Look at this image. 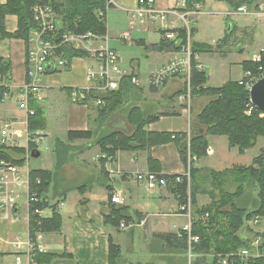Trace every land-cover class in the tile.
<instances>
[{
	"label": "crops",
	"instance_id": "1",
	"mask_svg": "<svg viewBox=\"0 0 264 264\" xmlns=\"http://www.w3.org/2000/svg\"><path fill=\"white\" fill-rule=\"evenodd\" d=\"M5 1L1 0V3ZM108 1L110 6L105 12L106 34L102 36L106 39L107 45L119 56L124 77L130 78L133 75L139 81L135 85L126 82L124 87L120 86L114 90H120L123 93L120 97L121 103L103 121L94 122L97 114L96 105L93 102L89 105L74 102L72 99L74 90L92 85L87 80V72L90 68L97 69V62L89 56L73 57L64 68L49 62L41 75V90L30 93L42 107L44 128L38 129L39 139L29 140L28 97L24 99L23 95V85L27 79L26 43L21 38L0 39V62H2V66L0 65V94H2L0 128L5 123L10 125L6 146L21 147L26 151L29 143L36 148L40 144L47 148L48 143H53L54 138L65 140L67 132L71 130L91 129L94 134L90 140L78 139L72 143L75 146L74 149L82 144H85L86 148L78 155H72L71 161L63 165L50 185L52 200L62 199L57 205L61 215V228L58 232L41 233L40 244L45 248V252L61 253L65 250L70 254L69 257L61 259L65 260V264H107L108 262L109 232L103 222L102 205L106 206L109 192L100 185L101 182H106V179L99 173L101 152L94 140L111 131L129 133L132 127L127 120V111L133 105L139 106L149 115L162 114L148 123L145 130L189 135L191 117L199 113L211 100L210 97L198 95L188 98L186 94L173 99L170 97L175 91L186 86L188 82L186 72L172 75L159 88L150 84V76L155 69L176 58L186 56L182 51H160L151 47L158 44L164 37L162 31L193 23L190 41L211 46L210 51L194 55L198 70L208 75L205 86L216 87L229 80L238 81L245 70L244 62H253L254 57L264 50V43H262L256 51L252 53L249 51L257 43L255 36L257 30H264V11L259 8L260 0L256 1V8L254 6L246 8L245 12L231 10L224 2L218 0H202L201 3H194L189 11L181 10L185 6L184 0H154L155 9L168 11L166 19L160 21L145 18L143 21L137 20L134 26L129 25V18L138 7V0ZM4 23L6 31L14 32L17 29L16 15H6ZM249 27L254 30L250 40H243L241 35L231 36L236 31L247 32ZM125 31L128 33L127 36L122 35ZM117 120H122L127 130L116 126ZM260 140L263 141L262 144H259ZM208 141L207 155L193 162L196 168L222 171L237 166H248L260 150L264 149V136L258 137L257 152L251 157L246 152L248 149L239 153L236 147H229L228 138L225 135H209ZM36 151L39 155L34 157L30 152L28 159L39 157L40 152ZM73 154H75L74 150ZM148 156L157 161L160 166L159 173L162 175L183 174L187 169L176 145L172 142L154 145L148 150H118L104 163L111 185L110 194H119L121 202L116 204L125 205L143 215L141 222H134L133 226H144L151 235L177 233L191 224L192 216L191 213L180 210L177 198L168 187L148 189L143 183L127 177L133 172L149 170ZM52 157H54L53 147ZM28 159H26V165L24 163L20 167L21 172L27 175L31 169L27 166ZM51 165H53L52 162L46 168H39L51 170ZM110 170L113 171L112 174ZM83 182H89L92 187L82 195L72 187ZM231 185L233 184L229 181L225 188L233 190ZM206 188L209 189L210 185ZM22 196L25 199L24 193ZM82 197L87 199L84 205L86 219H82L79 213V200ZM196 200L200 207L208 204L211 198L205 192L199 193ZM19 201L15 206L16 211L14 210L17 217ZM51 213L50 208H45L41 210L40 215L49 217ZM177 217L181 218L179 224ZM24 221L26 222H22L21 217L9 221L0 219V255L9 252L11 244L6 242L7 237H5L9 232H15L16 237L23 232H27L28 235V203L27 217ZM170 224L175 229H171ZM248 227L264 234V226L260 225L256 228L248 222ZM47 235L55 236V238L58 236L60 242L55 244L51 241L55 242L56 239L45 240ZM240 235L247 238L251 236V233L243 229ZM13 251H16L15 247ZM2 258H0V264H6ZM58 261L52 264H60Z\"/></svg>",
	"mask_w": 264,
	"mask_h": 264
},
{
	"label": "trees",
	"instance_id": "2",
	"mask_svg": "<svg viewBox=\"0 0 264 264\" xmlns=\"http://www.w3.org/2000/svg\"><path fill=\"white\" fill-rule=\"evenodd\" d=\"M218 1L224 2L229 9L234 11L240 6L257 7L255 5L257 0ZM184 2L185 6L181 10L189 11L193 8L194 3H201L202 0H184ZM38 3L51 6L56 14L55 29L44 36L56 44L60 43V37L65 31L75 34L91 32L100 36L106 34L105 12L110 6L108 0H6L4 3H0V39L21 38L27 47L29 31L36 27L32 7ZM99 11H102L103 15H99ZM8 14H14L17 17V29L14 32H8L5 29V17ZM193 26V23H190L188 26L176 28L174 32L177 35L174 39L163 37L158 44L151 46L160 51H181L184 46L189 45L190 76L188 82L183 89L175 91L170 97L173 99L186 94L189 87L190 96L198 95L211 98L199 113L191 117L189 135L145 130L148 123L156 120L162 114L149 115L139 106L133 105L127 111V120L132 127L129 133L111 131L98 136L94 143L98 145L101 154H105V157L99 158V173L106 179V182H101L100 185H103L109 192L106 206L102 205L103 222L105 226L111 225L118 230L121 229V223L131 224L130 228H133L132 224L140 223L143 215L125 205L110 201L111 185L107 178L108 173L104 168L107 158H112L118 150H148L154 145L174 143L186 168L189 166V181L186 176H182L180 182H175V176L180 174H163V176L168 179L167 187L175 195L179 205L185 203L188 197L190 199L192 216L190 233L199 238L197 243L192 244L190 264H218L217 254L222 255L240 248H249L256 236L262 239L260 249L264 251V234L255 232L248 227L250 220L264 216V149L260 150L250 165L237 166L222 171L196 168L193 162L207 155L209 135L227 136L229 147H236L239 153L253 147L258 137L264 136V112L253 107L250 113H246L250 104L249 92L238 81L229 80L216 87L205 86L208 75L197 69L194 55L210 51L211 46L190 41ZM165 32V30L162 31V34L164 35ZM56 53L62 54V57L68 61L73 57L87 55L86 51L66 44H60ZM0 65L2 66V62ZM255 65L252 62H244L243 67L247 69L253 68ZM126 82L131 83L130 78L124 77L121 80V88ZM122 95L120 90L99 93L95 89H90L85 103L89 104L90 100L98 98L105 101V105H96L97 117L94 122L103 121L108 117L111 111L121 103ZM1 97L2 94H0ZM27 105L29 109L33 110V114L28 116V130L43 129L45 122L42 107L37 104L30 93ZM93 137V131L88 129L68 131L65 140L54 138V170L41 168L29 170V193L36 197L35 201L28 203V236L31 240H35L38 232L47 233L60 230L61 215L57 210V205L62 199L51 201L47 192L56 173L70 161L75 147L72 143L78 139L90 140ZM34 148V145L29 143L26 151L31 152ZM26 151L21 147L0 144V160L10 161L21 166L25 162ZM147 162L150 171H160L159 164L151 156H148ZM229 181L235 185L233 191L225 188ZM249 184L255 191L256 206L253 209L247 207L248 200L244 196L246 186ZM207 185H210L209 189L206 188ZM91 187L92 184L89 182H83L72 189L83 195ZM205 192L211 200L208 204L199 207L196 196ZM86 203L87 199L84 197L79 200V213L82 219H86V206H84ZM45 208L51 209V216L42 217L36 212ZM243 229H247L251 236L243 238L240 235ZM152 237L157 241V245L154 247H157L158 251L173 247L186 257L188 251L187 232L180 230L177 233H157ZM69 255L65 250L61 253L35 252L33 258L36 264H52L56 260L69 257ZM120 255V245L113 241L112 235L109 233L107 264H120L118 261ZM248 264H264V254L251 260Z\"/></svg>",
	"mask_w": 264,
	"mask_h": 264
},
{
	"label": "built area",
	"instance_id": "3",
	"mask_svg": "<svg viewBox=\"0 0 264 264\" xmlns=\"http://www.w3.org/2000/svg\"><path fill=\"white\" fill-rule=\"evenodd\" d=\"M154 0H138V7L130 15L129 25L134 26L136 21H143L145 18L153 20L164 21L166 19L168 11L157 10L153 7ZM1 3V0H0ZM259 8L264 11V0H260ZM237 11H246L245 6L238 7ZM33 19L36 22V27L30 29L28 37V45L26 47V82L23 85L24 99H27L29 93L39 92L41 90V75L45 71V66L49 62H53V65L64 68L67 67L69 61L62 57V54H57L56 49L60 44L70 45L73 48L84 50L87 52L86 56L94 59L98 67L97 69H88L87 80L92 85L88 88L76 89L73 92L72 99L74 102L85 103L87 93L90 89H95L97 92H109L117 90L120 87V82L124 78L125 74L121 68L119 56L112 50L106 42L103 36L87 32L85 34H75L70 31H65L60 37V43L56 44L51 40L44 38L47 33L52 32L55 29L56 14L51 6L47 4H35L32 7ZM99 15H103L102 11L98 12ZM127 31L123 32V36H127ZM174 29L166 30L164 37L168 39H174L176 37ZM181 51L186 55L184 58H176L166 64L161 65L155 69L150 76V84L155 87H161L169 77L180 72H186L188 79L190 76V49L189 45L184 46ZM255 67L247 68L244 70L242 78L238 80V83L245 89L250 90L255 81L264 77V50L258 53L253 62ZM197 67V66H196ZM198 69V68H197ZM136 76H130V82L132 84H138ZM187 97H190V89L187 88ZM89 103V101L87 100ZM95 105H105V101L98 98L92 99ZM254 106L249 104V108L246 113H250ZM29 115L33 114V110H27ZM10 125L8 123L3 124L0 128V144H7V135L9 133ZM29 140H37L40 138L38 130L29 131ZM30 152L26 151L25 159H28ZM101 157H105V154H101ZM190 159V158H189ZM194 159V157H193ZM264 164V160H263ZM112 174L113 171L110 170ZM182 176L187 177L189 181V166L183 174L177 175L174 178L175 182H180ZM128 178L137 182L143 183L146 188L152 189L155 187L168 186V179L161 173L155 171H138L127 175ZM24 193L27 203L29 201H35L34 194L29 193V179L28 175L21 172L20 166L11 163L10 161L0 160V219L4 220H17L18 217L14 212V207L18 204ZM110 201L114 203L121 202L119 194L114 193L110 197ZM181 211L190 213L191 204L189 197L186 202L179 206ZM39 215L41 210L36 211ZM258 218L253 219V223H257ZM131 224H120V228L130 227ZM183 231L187 232L188 241V255L189 264L191 259V248L193 243H197L199 238L196 235L190 233V225L186 226ZM41 233H36L35 240H31L27 235V238L22 240L18 237L13 239H6V242L13 245L16 251L13 252V259L6 264H36L33 256L35 252H45V248L40 244ZM262 239L256 236L250 244V247L240 248L237 251L229 252L226 254H217L218 264H248L251 260L264 254L261 251L260 245ZM213 256V255H212Z\"/></svg>",
	"mask_w": 264,
	"mask_h": 264
},
{
	"label": "rangeland",
	"instance_id": "4",
	"mask_svg": "<svg viewBox=\"0 0 264 264\" xmlns=\"http://www.w3.org/2000/svg\"><path fill=\"white\" fill-rule=\"evenodd\" d=\"M246 17H249L248 15H245ZM242 23V21H241ZM249 30L247 32L238 33L233 32L232 37L241 35L243 37V40H250V38L253 35L254 30L251 29V27L248 28ZM264 30H257L256 36V45L250 48V53L253 51H256V49L259 47L260 44L264 43ZM244 73V72H243ZM262 137V136H261ZM53 142V141H52ZM263 141H259V144H262ZM255 144L253 147L248 148L246 151L249 154V157L254 155L256 150ZM81 147H78L77 149H74L75 154L78 155L80 152H82L86 146L85 144L80 145ZM52 147L53 143L49 142L48 147L46 148L45 145H38L37 148L35 147V150H39L40 156L37 158H29L27 162L28 168H39L44 167L46 168L51 164V162L54 165V157H52ZM91 152V151H90ZM93 154V152L91 153ZM204 157H201L202 159ZM71 161V159H70ZM25 165H26V159H25ZM53 165L51 169H53ZM21 167V166H20ZM234 190L235 185H231ZM229 189V188H227ZM230 190V191H233ZM49 199L52 200V192L51 189L47 192ZM245 199L248 200L247 207L253 209L256 206V199H255V191L251 184L246 186L245 193H244ZM19 211H18V217L22 219V222L24 221V218L27 217V202L24 198L19 199ZM251 200V202H250ZM253 201V202H252ZM20 214V216H19ZM260 218V217H259ZM9 221V220H6ZM252 225H254L256 228H258L260 225L264 226V216L260 218L259 223H253V220H250ZM177 223H181V218L177 217ZM171 229H175L172 227V224H170ZM10 229V228H9ZM108 232L112 235L113 241L120 245L121 248V255L118 259L120 261V264H189V255L187 253L186 257L181 255L180 251L175 248H165L164 251H158L157 247L154 246L157 245V241L153 239L152 235L145 230L144 226H133V228L126 227L121 228L120 230L114 228L113 226L109 225L107 226ZM15 232H9L8 235L5 237H9L10 239H13L16 237ZM18 238L24 240L27 238V232H23L17 236ZM59 237L57 236H45V240L47 239H56V241H51L52 243H59ZM55 250V248H52ZM13 246L10 245L9 252L0 255V258L2 260L4 259L6 263H9L13 259ZM58 260H56L57 262ZM58 263L65 264V260H59Z\"/></svg>",
	"mask_w": 264,
	"mask_h": 264
},
{
	"label": "water",
	"instance_id": "5",
	"mask_svg": "<svg viewBox=\"0 0 264 264\" xmlns=\"http://www.w3.org/2000/svg\"><path fill=\"white\" fill-rule=\"evenodd\" d=\"M191 32H193V28L191 29ZM249 98L251 104L254 107L264 112V77L258 79L253 83L249 90ZM115 125L120 129L127 130V126L123 123L122 120H117ZM31 155L36 157L39 155V153L35 149H33L31 151ZM16 209L17 207L14 208L15 211Z\"/></svg>",
	"mask_w": 264,
	"mask_h": 264
}]
</instances>
